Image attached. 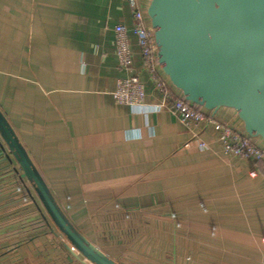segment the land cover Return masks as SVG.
I'll return each instance as SVG.
<instances>
[{"label":"crops","instance_id":"obj_1","mask_svg":"<svg viewBox=\"0 0 264 264\" xmlns=\"http://www.w3.org/2000/svg\"><path fill=\"white\" fill-rule=\"evenodd\" d=\"M133 12L128 0H0V110L68 221L118 264H264V173L257 161L227 154L216 129H244L236 112L184 123L156 88L134 34L144 105L157 110L149 121L133 114L140 106L114 99L128 75L114 26L131 27ZM30 184L28 203L15 189L1 191L0 204L22 218L3 216L4 226L45 213ZM48 220V232L0 236V264H92Z\"/></svg>","mask_w":264,"mask_h":264},{"label":"water","instance_id":"obj_2","mask_svg":"<svg viewBox=\"0 0 264 264\" xmlns=\"http://www.w3.org/2000/svg\"><path fill=\"white\" fill-rule=\"evenodd\" d=\"M147 14L162 69L184 99L234 110L245 132L264 141V0H150ZM0 137L69 243L92 264H118L68 221L1 110Z\"/></svg>","mask_w":264,"mask_h":264},{"label":"built area","instance_id":"obj_3","mask_svg":"<svg viewBox=\"0 0 264 264\" xmlns=\"http://www.w3.org/2000/svg\"><path fill=\"white\" fill-rule=\"evenodd\" d=\"M128 1L134 7L133 25L131 27L125 24L114 26L118 65L128 75L116 82V87L112 92L114 99L120 105L129 107L142 106L146 103V85L141 77L135 73L134 54L130 42V36L134 34L156 88L163 93L170 109L187 125L207 122L209 111L186 101L181 91L172 84L169 87L158 78L157 65L161 61L158 57L155 28L147 14V9L137 7V0ZM216 129L227 154L257 162L264 161V146L259 144L258 138H253L244 129L239 130L227 123H217ZM200 146L202 148L207 147L206 143H201Z\"/></svg>","mask_w":264,"mask_h":264},{"label":"rangeland","instance_id":"obj_4","mask_svg":"<svg viewBox=\"0 0 264 264\" xmlns=\"http://www.w3.org/2000/svg\"><path fill=\"white\" fill-rule=\"evenodd\" d=\"M260 140L264 143V141L262 139H260ZM16 175L18 177H19V175H22V177H20L21 181H19L17 179ZM29 185H31L30 182L26 179V177L22 173L17 161L12 156V153L9 150L8 146L4 143V141L0 137V193H1V191H4V190H9V189L14 190L15 189V192L21 195L22 201L24 203H28L29 201H31V197H32L29 194V192L26 191L27 188L29 187ZM6 205H8V203H5V204L1 203L0 204V220H2L4 218L3 216L8 217L9 219H17L16 217H18L19 214L15 213V212L12 213V211L10 210L11 208H9ZM20 217L21 216H19L18 218H20ZM20 219H22V218H20ZM45 220H48V214L46 211H45V213L43 212V215L41 217H40V215H38L36 222L35 221L32 222L33 225H31L32 223H30V222L26 223V224H22L21 222H16L15 224H13L14 226L13 225H11V226L5 225L4 226V224L8 223L9 221L8 222H6L5 220L0 221V236L4 237L5 235H9L6 238H13V237L15 238L18 236H26L29 232H33V233H35V232L41 233L42 231L48 232L49 226H48V224L45 223ZM22 229L23 230H29V231L28 232L25 231V233H27V234L22 235L23 232L19 233L20 230H22ZM55 231H56L55 233H57L61 237H63V234H61L59 232V230L56 229ZM2 244H0V246H3ZM69 245L71 246V248H73V246L71 244H69Z\"/></svg>","mask_w":264,"mask_h":264},{"label":"clouds","instance_id":"obj_5","mask_svg":"<svg viewBox=\"0 0 264 264\" xmlns=\"http://www.w3.org/2000/svg\"><path fill=\"white\" fill-rule=\"evenodd\" d=\"M157 110L156 106L152 105H143L140 107H134L133 108V114L134 115H140L146 118V120L150 121V117L154 112ZM137 139H142V134L138 131L136 135Z\"/></svg>","mask_w":264,"mask_h":264},{"label":"trees","instance_id":"obj_6","mask_svg":"<svg viewBox=\"0 0 264 264\" xmlns=\"http://www.w3.org/2000/svg\"><path fill=\"white\" fill-rule=\"evenodd\" d=\"M258 164H259V167L261 168L262 172L264 173V161H259Z\"/></svg>","mask_w":264,"mask_h":264}]
</instances>
